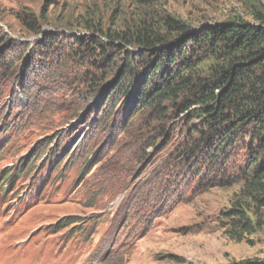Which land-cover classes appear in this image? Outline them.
<instances>
[{"label": "rangeland", "instance_id": "374dc122", "mask_svg": "<svg viewBox=\"0 0 264 264\" xmlns=\"http://www.w3.org/2000/svg\"><path fill=\"white\" fill-rule=\"evenodd\" d=\"M158 1L168 14L192 25H212L236 16L253 23L248 15L250 3L264 4V0ZM101 2L0 0V29L20 55L25 42L32 45L36 40L23 28L20 17H25L24 12H42L47 20L44 33L58 32L71 38L76 32H69L73 29L68 27L70 22L90 5ZM118 2L125 15L132 17L134 5L129 0H107L108 12ZM76 35L90 36L86 32ZM65 57L55 65L70 67ZM27 58L13 59L15 66L5 77L0 71V179L18 165L31 167L29 160L39 154L34 170L18 176L13 188L0 191V264H229L264 260V202L258 208L252 200L244 199L242 206L250 210L245 218L228 220L223 213L238 200L240 183L204 185L196 174L199 166L178 161L187 113L175 119L166 135L167 143L159 139L146 149L147 156L141 162L125 129L119 138L114 128L112 145L92 156L91 151L101 147V136L92 125L88 128V121H76L73 115L91 100L82 103L81 97L70 96L72 107L58 109L60 93L68 96L70 87L79 84L67 88L73 75L66 78L53 67L46 73L39 65L32 68L30 80H25ZM83 87L85 92V82ZM16 89H24L26 99L19 100ZM134 123L139 125L140 119ZM62 157L70 159L69 168L63 169L68 159L56 167L55 161ZM242 160L243 150L238 147L225 163L229 173L236 171ZM84 163L87 167L83 169ZM163 164L168 165L167 170L160 172V178H152L153 170ZM39 177L43 179L40 189L35 186ZM70 215L79 216V221L63 226L62 218ZM236 222H241L238 227L233 226ZM242 222L246 229L241 228Z\"/></svg>", "mask_w": 264, "mask_h": 264}, {"label": "trees", "instance_id": "16d2710c", "mask_svg": "<svg viewBox=\"0 0 264 264\" xmlns=\"http://www.w3.org/2000/svg\"><path fill=\"white\" fill-rule=\"evenodd\" d=\"M129 2L134 5L132 17L125 15L120 2L109 13L107 0H102L101 6L90 5L70 22L68 27L73 29L69 32H86L88 38L46 34L42 12H24L25 17H20L23 28L36 40L32 45L25 42L23 53L17 55L18 47L0 29L3 77L18 57H28L27 79L35 65L46 68V73L53 67L66 78L73 75L67 88L79 85L70 87L68 96L60 93L58 109L72 107L70 96L81 97L82 103L91 100L85 115L95 109V133L101 136L97 152L112 145L114 128L119 138L125 129L139 162L159 139L167 143L175 119L187 113L178 161L199 166L196 174L204 185L240 183L238 200L223 215L228 220H243L250 211L249 206H242L244 199L258 208L264 202V4L250 3L248 15L253 23L236 16L212 25H192L168 14L158 0ZM62 57L70 67L55 65ZM47 76L54 81L49 72ZM138 118L139 125L134 123ZM238 147L243 160L229 173L225 163ZM167 166L154 169L151 177L160 178ZM73 220L67 218L64 224ZM241 228L246 229L243 222ZM229 264H264V260Z\"/></svg>", "mask_w": 264, "mask_h": 264}]
</instances>
